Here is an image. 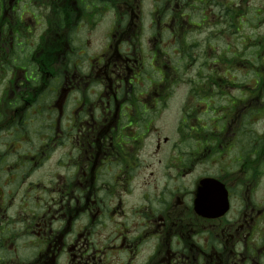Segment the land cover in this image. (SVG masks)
Here are the masks:
<instances>
[{
    "label": "flooded vegetation",
    "instance_id": "obj_1",
    "mask_svg": "<svg viewBox=\"0 0 264 264\" xmlns=\"http://www.w3.org/2000/svg\"><path fill=\"white\" fill-rule=\"evenodd\" d=\"M0 264H264V0H0Z\"/></svg>",
    "mask_w": 264,
    "mask_h": 264
}]
</instances>
